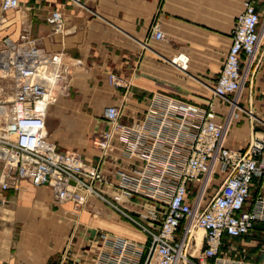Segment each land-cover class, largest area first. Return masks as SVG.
<instances>
[{
	"label": "crops",
	"instance_id": "0c3cea01",
	"mask_svg": "<svg viewBox=\"0 0 264 264\" xmlns=\"http://www.w3.org/2000/svg\"><path fill=\"white\" fill-rule=\"evenodd\" d=\"M1 2V0H0ZM245 0H19L16 10L5 13L0 27V47L5 38L14 41L24 31L37 47L59 54L66 67L67 91L46 116L48 139L61 152H75L88 164L99 166L107 183L105 197L114 193L122 170L132 164L113 141L105 156L93 145L95 137L109 129L104 111L116 106L120 122L130 125L145 112L155 95L170 96L205 106L214 103L217 120H223L227 104L212 97L231 45V33ZM264 24V0H257ZM53 11L64 19V32L54 33L48 22ZM158 22L164 39L149 37ZM261 25V26H262ZM260 26V27H261ZM187 58V68L174 59ZM115 75L120 85L110 81ZM239 111L226 137V146L243 150L264 131V36L251 79L239 95ZM215 177L212 188L219 187ZM192 199L196 185L189 184ZM213 191V189H212ZM264 198V177L251 182L244 210ZM128 214L140 219L151 207L135 198L121 202ZM120 235L143 242L145 236L99 197L83 206L57 202L50 186L22 181L19 190L0 192V264H95L102 251L103 234ZM194 256L203 246L198 230ZM103 245V246H102ZM102 246V247H101ZM147 250L140 264H143ZM221 255L229 261L264 264V222L246 235H225Z\"/></svg>",
	"mask_w": 264,
	"mask_h": 264
},
{
	"label": "built area",
	"instance_id": "2783aa9c",
	"mask_svg": "<svg viewBox=\"0 0 264 264\" xmlns=\"http://www.w3.org/2000/svg\"><path fill=\"white\" fill-rule=\"evenodd\" d=\"M256 2L245 0L211 89L213 98L227 104L223 120H217L211 101L201 106L162 95L153 96L145 112L130 125L120 122L118 107L105 109L109 129L93 141L102 153L101 162L116 140L122 156L132 164L110 184L114 189L110 198L98 188L107 183L99 166L88 164L75 152L59 151L48 139L47 109L55 99L48 75L54 73L55 84L63 83L62 94L67 91L61 55L37 47L26 31L18 41L5 38L0 47V192L17 191L22 181H28L36 187L50 186L57 202L83 206L89 195H95L145 236L139 242L103 234L101 247L105 249L95 264H140L144 250L143 264H247L225 259L221 247L225 235L240 237L257 222H264V198L244 210L252 180L264 177V131L243 150L226 146L234 119L239 111L244 112L239 95L252 77L264 36ZM18 7L19 0H1L0 27L7 22L5 13ZM48 22L54 33L64 32L61 12L53 11ZM149 37L164 39L158 22L151 26ZM176 59L187 62L183 55ZM110 81L120 85L115 75ZM6 110L9 114L4 118ZM216 176L221 182L214 189ZM190 183L196 185L192 199ZM135 198L151 206L140 219L120 205ZM197 230L204 231L203 246L193 256L190 251L196 246Z\"/></svg>",
	"mask_w": 264,
	"mask_h": 264
},
{
	"label": "bare ground",
	"instance_id": "6f19581e",
	"mask_svg": "<svg viewBox=\"0 0 264 264\" xmlns=\"http://www.w3.org/2000/svg\"><path fill=\"white\" fill-rule=\"evenodd\" d=\"M175 63L179 66V67H181V68H183V69H186L187 68V62L186 63H184V62H182L181 60H179V59H176L175 58ZM48 78H49V80H50V87H51V91L54 93L55 92V90H56V88L58 87V85L59 84H55L54 83V81L56 80V78H55V76H54V73H52L51 75H48ZM54 83V84H53ZM9 114V111L8 110H6L5 111V113H4V118H6V116ZM1 115H2V113H1ZM1 120H2V118H1ZM2 123V122H1ZM1 126V125H0ZM197 232H198V230L196 231V236H197ZM182 264V263H181Z\"/></svg>",
	"mask_w": 264,
	"mask_h": 264
},
{
	"label": "rangeland",
	"instance_id": "374dc122",
	"mask_svg": "<svg viewBox=\"0 0 264 264\" xmlns=\"http://www.w3.org/2000/svg\"><path fill=\"white\" fill-rule=\"evenodd\" d=\"M62 84H63V83L60 82L59 85H58V87L56 88L55 92L53 93L55 99H54V101L48 106L47 114H48V112H49L50 107H51L52 105L56 104V102L58 101V99H59L62 95H64V94H62V90H64V86H63ZM95 197H96L95 195H89L88 198H87V202H88L89 199H91V198H95ZM201 248H202V247H201ZM201 248H200V249H201Z\"/></svg>",
	"mask_w": 264,
	"mask_h": 264
}]
</instances>
